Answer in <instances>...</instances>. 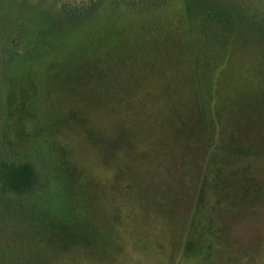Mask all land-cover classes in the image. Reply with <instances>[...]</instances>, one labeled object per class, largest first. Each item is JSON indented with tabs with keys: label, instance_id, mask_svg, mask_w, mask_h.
<instances>
[{
	"label": "rangeland",
	"instance_id": "obj_1",
	"mask_svg": "<svg viewBox=\"0 0 264 264\" xmlns=\"http://www.w3.org/2000/svg\"><path fill=\"white\" fill-rule=\"evenodd\" d=\"M213 1L264 13V0H186L194 25ZM181 9L158 32L97 33L45 89L14 82L8 97L43 108L80 183L66 224L30 225V246L0 194V264H264V54L222 43L196 73Z\"/></svg>",
	"mask_w": 264,
	"mask_h": 264
},
{
	"label": "trees",
	"instance_id": "obj_2",
	"mask_svg": "<svg viewBox=\"0 0 264 264\" xmlns=\"http://www.w3.org/2000/svg\"><path fill=\"white\" fill-rule=\"evenodd\" d=\"M175 2L182 6V30L191 42L196 73L200 67L197 54L219 52L222 43L234 47L239 43L237 47L264 54V13L248 8L258 22L243 21L242 11L228 12L218 1L209 8L199 7L200 25H194L186 0H0V194L21 216L22 246L38 242L30 225L47 219L53 227L66 224L65 209L75 198L74 191H79L80 181L67 164L58 127L42 114V107L33 112L25 103L18 111L8 97L12 85L18 79L32 93L45 89L42 81L49 79L47 69L77 54L97 33L127 23L136 32L142 29L137 34L158 32ZM226 37H234L236 43ZM201 95L205 126L207 106ZM54 132L56 138L48 139Z\"/></svg>",
	"mask_w": 264,
	"mask_h": 264
}]
</instances>
